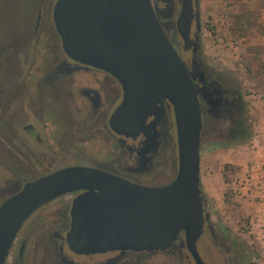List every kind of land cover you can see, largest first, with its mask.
Wrapping results in <instances>:
<instances>
[{
    "label": "water",
    "instance_id": "1",
    "mask_svg": "<svg viewBox=\"0 0 264 264\" xmlns=\"http://www.w3.org/2000/svg\"><path fill=\"white\" fill-rule=\"evenodd\" d=\"M166 2L160 9L152 0H57L53 19L67 56L102 68L121 83L123 99L109 121L117 134H147L149 118L160 119L165 102L173 107L174 179L147 186L97 167L74 165L27 182L0 206V264H6L18 232L38 208L76 191L67 233L72 251L165 250L184 234L186 245L200 258L197 242L210 220L201 183L204 113L196 76L158 15L172 16L174 2ZM194 22L199 34L200 0H181L174 25L183 38Z\"/></svg>",
    "mask_w": 264,
    "mask_h": 264
},
{
    "label": "flooded vegetation",
    "instance_id": "2",
    "mask_svg": "<svg viewBox=\"0 0 264 264\" xmlns=\"http://www.w3.org/2000/svg\"><path fill=\"white\" fill-rule=\"evenodd\" d=\"M56 1L38 0L40 16L33 32L32 45L25 55L27 70L23 76L10 82L0 79V91L9 94V100L15 97L23 100L25 110L23 125L19 129L7 125L5 129L9 133L2 130L4 127L0 128V142L7 146L3 147L12 158L27 170L25 176L11 175V167L0 160V206L27 182L67 167L68 165L62 166L67 154L79 155L85 162L81 165L97 167L130 182L147 186L157 185L153 183L154 179L146 177L159 164L169 160L173 167H178L173 107L165 102L160 117H157L160 119H155L154 116L149 118L147 134L126 137L113 131L109 121L123 99L122 85L108 71L82 64L67 56L53 19ZM152 1L155 8L163 9L168 0ZM46 10L51 17V29L57 38V55L54 51L51 57L39 52L41 49L45 50L43 36L48 33L42 31L40 25L42 12ZM158 15L165 21L162 13ZM201 31L202 26L198 34L195 22L187 39L182 37L176 25L171 31L166 30L177 51L196 76L204 119H208L212 126L217 124L220 116L225 115L229 123L237 95L234 89L224 86L207 65L202 51ZM196 35H199V39ZM38 54L41 57L45 55V60L37 61ZM79 76H83L84 80L79 79ZM66 84H71L69 89L67 87L68 91L64 87ZM109 94L113 97L110 109L106 107ZM65 98L85 103L84 114L90 119L88 133L93 131V126L98 125L109 133L108 146L103 153L84 151L77 143L81 139L74 140L78 131L72 133L73 140L61 133L62 126L55 120V116L58 114V105L65 103ZM80 129L82 132V121ZM48 161L54 166L37 174L36 171ZM79 193L80 191H76L61 195L38 208L18 232L6 264H9L12 253L15 257L10 264H28V259L34 257L35 251L39 250L34 248L35 244L42 239L47 240V246L41 247L37 256L39 259L42 256L45 258L44 264L48 260H51L50 264H240L244 260V253L236 245V240L229 241L223 237L211 219L206 221L204 232L197 242L200 258L190 251L184 234L165 250L114 249L90 254L76 253L69 247L67 233L71 224L72 201Z\"/></svg>",
    "mask_w": 264,
    "mask_h": 264
},
{
    "label": "rangeland",
    "instance_id": "3",
    "mask_svg": "<svg viewBox=\"0 0 264 264\" xmlns=\"http://www.w3.org/2000/svg\"><path fill=\"white\" fill-rule=\"evenodd\" d=\"M172 1V16L163 21L169 31L173 29L181 4V0ZM37 5L38 0H0L2 80L10 82L21 78L27 70L25 55L32 45L33 32L40 16ZM200 10L203 56L207 65L223 78L227 87L240 90L248 130L246 138L227 142L221 136L229 125L225 115L220 116L217 124L212 126L208 119H204L201 183L205 206L219 233L229 241L236 240V245L244 253V260L240 264H264V199H249L238 183L254 160L264 163V0H200ZM47 12H42L40 20L42 31L48 32L43 36L45 50L41 49L39 52L47 53L46 56L51 57L54 51L57 55V38L51 29V17ZM241 13H249L252 23L239 32L234 16ZM210 23L216 27L217 34L214 35L208 30ZM44 56L38 54L37 61H44ZM78 78L84 80L83 76ZM70 85L66 84L65 90L68 91ZM64 87L62 89L65 92ZM23 104V100L17 97L9 100V94L0 91V128L4 127L2 130L7 125L13 129H19L23 125ZM112 106L113 97L109 94L106 107L110 109ZM85 107V103L65 98V103L57 107L55 120L60 122L61 133L67 139L73 140L72 133L78 131L74 138L81 139L77 140L78 145L84 151L101 154L108 146L109 133L100 125L93 126V131L88 133L90 119L84 114ZM5 130L9 132L8 129ZM3 146L7 147L0 142L1 162L11 167V175L25 176L27 170ZM84 163L79 155L67 154L62 166ZM53 166L48 161L36 173H44ZM176 171L177 166L173 167L172 161L166 160L151 174H147L146 178L154 179L153 183L157 184L155 186H163L174 179ZM44 246H47V240L42 239L38 240L34 248L40 250ZM39 250L35 251L34 257L28 259V264H44L45 258L42 256L39 259L37 256ZM14 255L12 253L9 257V264ZM50 261L46 264H50Z\"/></svg>",
    "mask_w": 264,
    "mask_h": 264
},
{
    "label": "trees",
    "instance_id": "4",
    "mask_svg": "<svg viewBox=\"0 0 264 264\" xmlns=\"http://www.w3.org/2000/svg\"><path fill=\"white\" fill-rule=\"evenodd\" d=\"M235 24L238 26L239 32H242L245 29V26L252 23V19L249 13H241L238 16H234ZM240 25V27H239ZM208 30L212 34H217L216 27L211 23L208 25ZM218 79L225 86L223 78L216 73ZM237 95V102L233 106V111L230 116V122L226 132L222 134V139L227 142L239 141V139H244L248 136V130L246 126V119L244 114V100L241 96L239 89H234Z\"/></svg>",
    "mask_w": 264,
    "mask_h": 264
},
{
    "label": "built area",
    "instance_id": "5",
    "mask_svg": "<svg viewBox=\"0 0 264 264\" xmlns=\"http://www.w3.org/2000/svg\"><path fill=\"white\" fill-rule=\"evenodd\" d=\"M238 183L249 199H264V163L254 160Z\"/></svg>",
    "mask_w": 264,
    "mask_h": 264
}]
</instances>
